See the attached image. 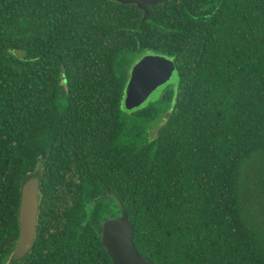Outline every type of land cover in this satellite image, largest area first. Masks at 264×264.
Masks as SVG:
<instances>
[{
  "label": "trees",
  "instance_id": "1",
  "mask_svg": "<svg viewBox=\"0 0 264 264\" xmlns=\"http://www.w3.org/2000/svg\"><path fill=\"white\" fill-rule=\"evenodd\" d=\"M0 0V264L39 184L21 264H113L124 206L153 264H264V0ZM179 84L121 110L136 59ZM160 125L155 137L151 135Z\"/></svg>",
  "mask_w": 264,
  "mask_h": 264
},
{
  "label": "water",
  "instance_id": "2",
  "mask_svg": "<svg viewBox=\"0 0 264 264\" xmlns=\"http://www.w3.org/2000/svg\"><path fill=\"white\" fill-rule=\"evenodd\" d=\"M121 4L136 5L144 11L147 19L148 6L163 4L170 0H113ZM145 69L138 71V69ZM176 73L175 64L157 55L152 61L140 60L131 68L130 79L124 91V104L127 110L136 107L142 96L153 91L159 84L165 83ZM160 125L152 132L153 139ZM121 215L105 221L102 225L101 241L113 264H153L142 256L134 243L135 226L130 220L124 206L115 198ZM39 214V184L34 177L26 180L21 190L19 208L20 236L16 251L10 264H21L30 253L35 240L37 219Z\"/></svg>",
  "mask_w": 264,
  "mask_h": 264
},
{
  "label": "rangeland",
  "instance_id": "3",
  "mask_svg": "<svg viewBox=\"0 0 264 264\" xmlns=\"http://www.w3.org/2000/svg\"><path fill=\"white\" fill-rule=\"evenodd\" d=\"M157 55L160 57L167 58L168 60H170L174 64L173 58L166 56V55L157 54V53H154L151 51L143 52L140 56H138V58L136 59V62L140 61L141 59L142 60L146 59V60L152 61L153 58H157ZM130 74H131V72H130ZM178 84H179V74L176 70V73L173 75V77L168 79L165 83L159 84L153 91L142 96V99L135 103L136 107H134L130 110H127L125 108L124 97H123L122 102H121V110L124 112H127V113H132L134 111L143 109V108L147 107L151 102L157 101L163 95V93L165 92V90L168 87H170L172 85H175L177 87Z\"/></svg>",
  "mask_w": 264,
  "mask_h": 264
},
{
  "label": "snow or ice",
  "instance_id": "4",
  "mask_svg": "<svg viewBox=\"0 0 264 264\" xmlns=\"http://www.w3.org/2000/svg\"><path fill=\"white\" fill-rule=\"evenodd\" d=\"M144 70H145V69H143V68H141V69H138V71H141V72H142V71H144Z\"/></svg>",
  "mask_w": 264,
  "mask_h": 264
}]
</instances>
